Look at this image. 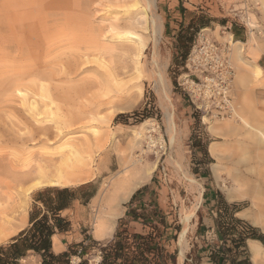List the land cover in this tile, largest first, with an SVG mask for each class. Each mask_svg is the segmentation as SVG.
I'll list each match as a JSON object with an SVG mask.
<instances>
[{"label":"rangeland","instance_id":"obj_1","mask_svg":"<svg viewBox=\"0 0 264 264\" xmlns=\"http://www.w3.org/2000/svg\"><path fill=\"white\" fill-rule=\"evenodd\" d=\"M4 1L0 0V212L7 227L0 246H7L22 230L31 228L32 214L46 213L38 192L63 188L73 191L71 207L61 213L71 227L57 235L61 248L55 247V251L90 238L89 254L84 259L88 264H98L102 245L113 241L118 233L122 239L128 234L134 248V236H152L167 264H205L199 260L198 251L206 240L200 237L201 232L208 228H221L225 233L232 228L242 232L255 228L264 236L262 224L254 225L252 218L237 215L250 211V201L228 198L233 186L227 171L243 169L239 160L247 155L229 143L222 129L225 123L239 126L240 117L252 118L255 108L264 109V73L259 79L255 76V66L261 64L264 69L262 0H182L179 7L172 0H149L164 25L159 30L161 36L156 31V37L166 91L152 79V45L143 60L148 70L138 82L135 54L129 51L135 42L115 39L114 32L125 30L154 37L155 31L145 22L142 11L128 13L120 0H43L31 14L28 0L17 1L10 12L3 8ZM30 15L36 23L32 34L28 25L23 26L24 31L21 28ZM176 22L180 27L172 34L173 29L167 28ZM201 34L230 48L235 117L196 114L178 86L179 79L189 74L183 62L194 42L203 43ZM98 39L105 40L111 50L88 49L89 41ZM241 46L242 58H238L234 49ZM48 104L50 109L45 108ZM172 114L176 126L173 141L167 121ZM94 129L108 132V136L103 150L94 146L84 155L97 166L93 180L26 191L33 187L40 170L52 175L65 164L69 150L62 148L63 144L94 142ZM212 144L220 147L218 158L210 152ZM123 159L157 163L151 179L155 176L159 186L158 198H153L155 207L148 213L153 218L131 224L125 216L127 201L120 205L122 214L113 233L97 238L99 199L110 190L111 179L120 171ZM220 160L225 169L216 172L214 165ZM185 174H191L202 186V198L192 190ZM210 194L215 197L213 212L208 210L211 203L206 202ZM196 206V216L183 228V217ZM184 230L186 252L182 258L178 242ZM79 262L78 257L72 259L73 264ZM20 264H40V258L31 253Z\"/></svg>","mask_w":264,"mask_h":264},{"label":"bare ground","instance_id":"obj_2","mask_svg":"<svg viewBox=\"0 0 264 264\" xmlns=\"http://www.w3.org/2000/svg\"><path fill=\"white\" fill-rule=\"evenodd\" d=\"M17 1L19 0H5L2 6L7 10V12H10V10L12 9L11 7L16 5ZM28 1L30 2L27 5V7H31L30 9L31 14L33 8L36 9V7L42 5L43 3V0H28ZM262 1L264 2V0ZM119 2L123 3L121 5L122 8L126 9L128 13L130 12L133 15L139 11H142L146 15L145 22L146 23L149 22L150 25H152L153 29L152 28L150 29L154 30L155 34L154 37L150 39V37L144 36L138 33V31L125 30L120 32L117 31L116 33L114 32V34L116 35V38L115 37L114 38L119 40L121 43L125 41L127 42L129 40L131 42L133 41L135 42L136 46L130 47L129 51L131 54L132 53L135 54L136 79L138 82H141L143 80V78L145 77V73L148 70V66H147L148 63L145 64L144 62L143 64V60L146 57V51L148 50L149 45H152L153 47V56L151 61L152 79L155 81L158 87H161L162 89H164V91H166L165 76H164V72L160 67L159 41L158 38L156 37L158 35L156 31L163 29L164 25L161 16L156 13V7L154 5V2H150L149 0H125V1L120 0ZM25 20H26V24L20 27L23 29V26L28 25L27 27L30 30L29 33L32 34V31H34L33 26L36 25V23L34 24V18L32 15H30L29 18L26 17ZM22 31H24V29ZM160 34L161 33L159 31V36H161ZM103 41L105 40L98 39L96 41H91V42L89 41L88 49H92L94 51L111 50L110 47L108 48ZM237 43H239V41ZM234 51L237 53L238 58H242L241 56L243 53L242 46L235 48ZM262 73H264L263 69L260 66H255V76L258 79L261 76H263ZM19 92L20 94L24 95V93L21 90ZM34 104H36V102L32 101L31 106L35 107ZM45 108L50 109V104H48V106ZM237 115L238 114L234 109L233 116L235 117ZM167 121L171 131V139L173 141L176 138V126H175L173 114L167 117ZM238 124L239 126L237 127H234L230 123H225L222 125L223 132L226 133L228 139L230 140L229 143L234 146H238L240 149L242 148L243 150L242 154L247 155V157L242 156V158L239 160V164H243L242 165L243 169L237 171L227 169L228 176L232 180V186H233L232 194H230L228 198L230 201H241L248 199L251 203L250 211H247L246 213L242 212L238 215H242L246 218H252L254 219L253 222L256 223V225H258L260 223L257 224V222L262 221L264 217V109L259 110L255 108L253 111L252 118L240 117V122ZM94 133L97 137L94 142L87 140L85 141V143L83 141L81 145L70 144L68 142L63 144L62 148H66L69 150V157L67 160L65 159L66 160L65 164L57 167L52 175L48 173H43V171L40 170L39 178L33 183V187H31V189L29 188V190L26 191H29L31 193V191L34 188H41L45 186L68 187L70 185H75V184H84V183L86 184L91 180H93L95 178L94 175L96 174L95 171H97L96 169L97 166H95L91 157L88 158L85 157L84 155L91 153L94 146H98L100 150H103L106 143V141L104 140L108 136V132L100 133L97 129H94ZM151 142L153 143V141ZM210 152L217 158L219 157L218 155H221L219 154L220 147H218L216 144H212L210 146ZM221 162L222 160H220V164L214 165V169L216 170V172L220 170L221 167L225 169L224 168L225 165ZM101 167L102 166L99 165V170L101 169ZM156 168H157L156 162L144 163L143 160L141 159L139 160L134 159L131 161H128L127 159H123L120 171L114 177H112V179L110 178L111 179L110 190L106 194L102 193L99 199V206L101 209L99 211V215H98L99 218L96 221L97 223L95 226V236L97 238H104L113 233L116 227L117 219L122 214L120 205L121 204L123 205V203L129 201V199L132 197V195L136 190H138L139 188L144 186L147 182H149ZM186 176L190 180L192 190L199 192L200 198H202V194H201L202 186L194 179V177L191 174H187ZM106 186L109 185L107 184ZM197 210H198V206L194 207V209L190 213L186 214L183 217L182 219L183 228L184 227L186 228L190 220L196 216ZM6 227H7L6 223L1 217V212H0V239L2 238V235L5 233ZM185 233L186 230H184L181 233L178 242L180 243V255L182 258L185 256L184 254L186 252ZM53 242L54 245H57V248L60 247V241L57 237L53 238ZM251 251H252L253 261L256 264L258 263L264 264L263 247L257 243H252Z\"/></svg>","mask_w":264,"mask_h":264},{"label":"trees","instance_id":"obj_3","mask_svg":"<svg viewBox=\"0 0 264 264\" xmlns=\"http://www.w3.org/2000/svg\"><path fill=\"white\" fill-rule=\"evenodd\" d=\"M72 192L68 188L46 189L38 192V201H42L46 213L32 214L31 228L22 230L7 246H0V264H20L21 260L31 253L41 259V264H73L74 257L80 258L78 264H88L89 261L84 259L89 254L90 248L87 247V241L90 238L69 247L66 252L59 255L52 251L54 234L70 230V222L62 218L61 213L71 207L74 200ZM218 230L224 241L231 240V246L220 247L219 264H225L227 261L228 264H252L246 251V241L256 240L264 245V236L258 235L255 228H246L243 232L232 228L227 229L226 233L221 228ZM121 237L122 235L118 233L113 241L102 245L99 264H167L162 256L163 250L159 244H153L152 236H134L135 248L129 244L128 234L124 239ZM91 241L93 244L100 245L94 240ZM171 260L174 261V258Z\"/></svg>","mask_w":264,"mask_h":264},{"label":"built area","instance_id":"obj_4","mask_svg":"<svg viewBox=\"0 0 264 264\" xmlns=\"http://www.w3.org/2000/svg\"><path fill=\"white\" fill-rule=\"evenodd\" d=\"M200 36L203 43L194 44L184 64L189 74L179 79L178 86L187 94L196 114L230 118L235 106L230 48L209 40L204 34Z\"/></svg>","mask_w":264,"mask_h":264},{"label":"crops","instance_id":"obj_5","mask_svg":"<svg viewBox=\"0 0 264 264\" xmlns=\"http://www.w3.org/2000/svg\"><path fill=\"white\" fill-rule=\"evenodd\" d=\"M172 1L176 2L178 7H179V5L181 6L182 0H172ZM182 7H184V4H182ZM179 11H181V9ZM178 26L180 27L179 23H177V22L173 23V25L168 27L167 30L173 29L172 34H176L177 31H175V29H177ZM261 66L263 67V65H261ZM158 189H159V186H158L156 178L154 176L153 179H151V181L148 184H145L144 186H142L141 188H139L138 190H136L134 192V194L132 195L131 199L128 202L126 212H125V216H128L130 218L131 224H140L141 222H146V220L153 218L150 215H148V213H149V211L151 212L153 210V208L155 207V202H153L155 199H153V198H158V194H157ZM206 202L211 203V204H209L210 207H208V210H211V212H213L211 206H212V204L215 203V197H213L212 194H210V196H207ZM155 213H157V211H155L154 214ZM240 213H242V212H238L237 215ZM157 215H158V213H157ZM156 218H158V216H156ZM247 219H249V218H247ZM212 222H213V220H212ZM258 223H260L264 226V224H263L264 220L257 222V224ZM253 224L256 225V223H253ZM209 227H211V225ZM201 233H203V234L200 237L203 239H206V240H204V245H202L199 248V251H198V254L200 256L199 260L204 262L205 264H219L221 261V255L219 254L220 247L231 246V240L224 241L222 234H220V231L217 228L212 229V231L210 230V228H208L207 231L203 230ZM58 234L60 235V233L54 234L53 238L54 237L58 238V236H57ZM53 238H52V242H53ZM84 240L85 239H83L79 242H76V244L81 243ZM215 241H218V242H215ZM213 243H215V245H213ZM252 243H257V244L261 245L263 247V249H264V245L261 242L256 241V240L248 239L246 241V251L250 256V261H251V263L256 264L252 259V251H251ZM55 247H56V249H60L61 243H60V247L57 248V245H54V242H53L52 251L56 255L64 253L68 250V248H62V250L55 251ZM74 258H76V257H74ZM187 260H188V258H187ZM100 261H101V259L98 261V264L100 263ZM40 264H41V259H40ZM225 264H228V261ZM258 264H263V263H258Z\"/></svg>","mask_w":264,"mask_h":264}]
</instances>
